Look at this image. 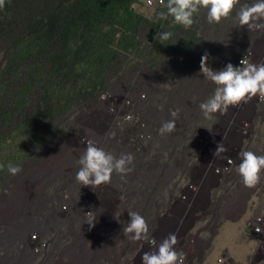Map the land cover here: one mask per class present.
<instances>
[{"label":"bare ground","instance_id":"1","mask_svg":"<svg viewBox=\"0 0 264 264\" xmlns=\"http://www.w3.org/2000/svg\"><path fill=\"white\" fill-rule=\"evenodd\" d=\"M254 2L241 0V5ZM205 21L198 44L182 51L184 56L145 70L135 68L124 79L122 75L118 84L66 120V130L57 139L52 138L45 159L14 177L12 189L17 188L24 201L13 212L0 205V247L6 241L7 249L17 247L20 254H14L16 261L28 264L41 256L42 260L33 264H60L58 257L76 247L92 250L96 243L93 264H142L144 252L155 249L147 241L125 237L123 228L130 222L131 210L145 217L150 238L157 245L172 233L178 237L177 251L194 240L185 264H203L216 224L219 226L224 217L235 224L264 203V173L260 183L249 188L236 170L242 162L240 152L251 150L264 155V98L257 95L248 103L230 106L225 113L210 117L199 107L217 87L203 76L202 58L208 56V66L213 70H222L228 63L239 67L243 59L264 63V30L240 27L235 12L218 24ZM171 51L172 57L182 53L168 50L163 57H169ZM175 109L180 110L176 130L160 135L162 123L172 119L171 111ZM88 142L117 157L132 154V171L123 178L114 173L111 184L95 191L80 185L75 177ZM220 143L227 151L216 157ZM214 156L220 164L228 156L232 161L230 170L222 173L210 167ZM30 178L34 187L26 186ZM40 179L48 185H39ZM57 180L58 184L51 185ZM49 186L54 188V197H46ZM240 188L247 190L248 201L252 199L250 207L247 210L240 205L232 211L230 205ZM25 189L32 193L30 203ZM61 201L69 203L68 211L59 208ZM89 211L97 217L95 226L84 228L85 213ZM228 211L233 215L228 216ZM2 214L10 215L11 227L3 223ZM31 228L38 229L32 230L38 235L37 244L28 238ZM45 241L49 243L47 250L37 255L35 249ZM0 264H7L3 255Z\"/></svg>","mask_w":264,"mask_h":264},{"label":"trees","instance_id":"2","mask_svg":"<svg viewBox=\"0 0 264 264\" xmlns=\"http://www.w3.org/2000/svg\"><path fill=\"white\" fill-rule=\"evenodd\" d=\"M139 1L5 0L0 8V126L9 127V137L42 136L44 146L58 132L59 119L99 97L112 79L147 60L156 63L168 50L179 54L193 46L206 9L185 28L171 16L148 18L136 10ZM166 4L158 11L166 12ZM162 32L173 35L162 43ZM35 97L39 101L23 111ZM18 153L12 151L10 158ZM34 185L33 179L26 181ZM32 197L25 189L28 203Z\"/></svg>","mask_w":264,"mask_h":264},{"label":"clouds","instance_id":"3","mask_svg":"<svg viewBox=\"0 0 264 264\" xmlns=\"http://www.w3.org/2000/svg\"><path fill=\"white\" fill-rule=\"evenodd\" d=\"M148 2L151 4L152 0H148ZM160 4L162 6L154 7H163L165 0H160ZM4 5L5 0H0V8ZM146 6L148 5L146 4ZM238 6L239 10L237 11ZM166 9V12L160 14L161 18L167 19L168 16H171L176 24L185 28H190L195 23L194 17L201 9H206L209 23H221L222 20L228 19L235 12L240 27L246 26L249 31L264 30V0H255L251 5H241V0H167ZM158 35L159 41L163 43L169 40L173 34L162 32ZM207 61L208 56L205 55L201 61V72L206 79L215 83L217 87L214 94L199 105L206 117L218 112L223 114L230 106L248 103L257 95L264 98V63L256 64L243 59L239 67L228 63L222 70H213L208 66ZM179 112V109L171 111L172 119L162 123L159 129L160 135L170 134L176 130ZM226 151L227 149L220 143L214 155L218 157ZM215 156L210 166L215 169L230 159L226 156L220 164L215 160ZM239 156L242 162L238 164L236 170L242 177L244 186L249 188L257 186L261 181L262 173H264V155H257L251 150H245L240 152ZM134 159L135 157L130 153L121 154L117 157L94 143L88 142L86 150L78 161L80 168L75 179L80 185L91 186L95 191L101 185L111 184L114 173L122 178L130 173ZM2 167L0 165V168ZM7 170L10 174L17 175L22 171V168L19 165L9 164ZM253 212L248 213L245 221ZM128 214L131 219L123 228L125 237L132 241H147L155 249L144 252L142 264H185V254L182 251H177L175 247L179 243L176 234H169L157 245L156 241L150 238V225L145 217L131 210L128 211ZM96 218L94 212L89 211L85 213L84 223L94 227ZM256 230L264 229L258 224ZM221 261L222 259H219V262Z\"/></svg>","mask_w":264,"mask_h":264},{"label":"rangeland","instance_id":"4","mask_svg":"<svg viewBox=\"0 0 264 264\" xmlns=\"http://www.w3.org/2000/svg\"><path fill=\"white\" fill-rule=\"evenodd\" d=\"M134 6H135L137 11L141 12L142 14L147 16L148 18H153V17L158 18L161 16L160 15L161 12L158 11L159 8L146 6L145 0H140ZM206 16H207V13L203 17V24L206 23V21H205V20H207ZM198 34L200 35V30H199ZM199 35H197V38ZM197 38L193 40L194 44H198ZM188 44H189V42H188ZM187 52H189V51H187ZM172 55H173L172 51L169 53V57L167 56L164 58L162 55L156 61V64L155 63L152 64V60H147L144 63H142L141 65H139V67H137V69H139V70L144 69L145 70L146 68H151V67L156 66L158 64L159 65L166 64L165 62L172 61L173 59L178 60L182 56H184L183 52L180 53L178 56H175V57H172ZM132 74L133 73H131V74L129 73L128 75L125 74L123 79L125 77H129ZM121 79H122V76L115 78V79H112L109 88L118 84L121 81ZM38 101L39 100L36 97L33 98V100H31L29 102V104L27 105V107L25 109H23V111L27 112V110H29L30 107L35 105V103H37ZM77 112H78V110H76L75 112H72L70 114H66L61 119H59V123H60L59 124L60 128L58 131L59 133L57 132L53 136H51L50 141L48 143H46L44 146L41 142L43 140L42 136L37 137L36 139H33V137H29L26 140L22 139L23 137L21 136V138H20V140L22 139L21 141L20 140L15 141L14 140L15 138L9 137V134H10L9 127L8 126H3V127L0 126V165L3 166L2 168H0V205L3 206V204H4V207H8V209L12 208L11 212H13L19 205H21V203L24 201L23 196H21L23 194L22 193L20 194L18 192L17 188L12 189V186H11L12 182H15L14 177L19 176L23 172L25 167L26 168L31 167V166H33V164H36L37 162L40 163L41 162L40 160H42V158L45 159V155L48 153L49 146H51V143L54 142L52 138L57 139L63 133V131L66 130V127H65L67 125L66 120L69 117L70 118L73 117L74 116L73 113H77ZM0 120H2V119H0ZM62 127L64 128L63 130H62ZM56 139H54V140H56ZM262 150H264V149H262ZM12 151L19 152L18 153L19 157L15 160L13 158H10L12 156ZM42 153H44V154H42ZM9 164L19 165L22 168V171L17 175L10 174L7 170V167ZM39 183L48 185V181H46L45 179H40ZM53 183L51 185L58 184V180L56 182H53ZM50 187L51 186H49V188ZM5 189H6V191L4 192ZM51 189L52 188H50V190ZM53 189L51 191L48 189V192L46 194H48V193L49 194L46 197H48V196L54 197L53 195L55 193H54ZM12 193H18V194L13 195ZM247 193L248 192H247V190H245V188H240L238 190L236 201L232 205H230V207H232V209H231L232 211H236V209H237L236 207L240 208V205H245L247 207V210H248V208L250 207L252 199L250 201H248V199H247L248 194ZM7 195H9L8 196L9 200L6 198ZM38 197H39V195H38ZM229 198L231 199L230 196H229ZM3 200H5V201H3ZM12 200L15 201L14 204H12ZM38 200H39V198H38ZM237 202H238V204H237ZM60 204L61 205H59V208L63 209L64 211H68L70 209L68 202L61 201ZM5 210H6V208H5ZM111 210H113L112 207H110V211ZM229 211H228V216L233 215L231 213L229 214ZM244 216L240 219H237V221L234 222L235 224H233V221H231V219H226V217H224V221L219 226L216 224V226L214 227V231L212 232L211 240H210V244L212 243V246H211L210 250L206 253L207 257L203 260V264H248L250 262L256 242L246 234V229H245L246 217H244ZM8 217H10V215H8V214H6V215L2 214V216H1L2 219L6 220V221L4 220L3 223L5 225H8V227H11L12 226L11 225V219ZM232 218H234V217H232ZM83 227L88 228L89 224L85 223L83 225ZM34 229L38 231L37 228H31L30 230H28L27 235H28V238L30 236L31 240L35 244H37L39 241V238H38V235L36 234V232L32 231ZM55 234H57V233H55ZM52 237H50V238H52ZM42 239H45V238L42 237ZM29 241H30V239H29ZM43 243H46V244H43L42 247H40L39 249H35V252L37 255L38 254L42 255L43 249L47 250L49 243L46 241ZM7 245H8V242L6 241L0 247V251H1L0 255H3L7 258V264H13L12 262H14L15 264H20V262L18 260L16 261L15 255H14L15 253L20 254V251L17 249L16 245H14L16 247V249H14V250H11L10 247L7 249ZM94 245L95 246H93L92 250L88 249V248H81V247L77 248L76 247L72 251H70L68 254H66L65 256L58 257L57 260L60 261V264H84L86 262V260L89 259L88 264H91V263L93 264V255H94L93 252H94V248H96V245H98V244L95 243ZM80 246H83V245H80ZM26 247H28L27 244H26ZM72 256H76V257L71 259ZM219 259L220 260L222 259L223 263L219 262ZM41 260H42V257L39 256L37 259L32 261V263H28V264H33L35 262L38 263ZM76 260H78V261H76Z\"/></svg>","mask_w":264,"mask_h":264},{"label":"built area","instance_id":"5","mask_svg":"<svg viewBox=\"0 0 264 264\" xmlns=\"http://www.w3.org/2000/svg\"><path fill=\"white\" fill-rule=\"evenodd\" d=\"M146 4L149 7L162 6L160 4V0H152L151 4H149L148 0H146ZM231 163L232 161L231 159H229L222 165H220L216 170L221 171L222 173L228 172L230 170ZM258 224L262 229H264V204L252 213L245 224L248 236L254 239L256 242L251 260L248 264H264V230L257 231L256 228ZM193 243L194 240H192L188 245H183V247H181V249L179 250L185 254V262L188 260L193 251Z\"/></svg>","mask_w":264,"mask_h":264}]
</instances>
